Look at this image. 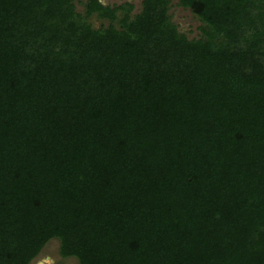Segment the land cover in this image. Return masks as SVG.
<instances>
[{
  "label": "trees",
  "instance_id": "trees-1",
  "mask_svg": "<svg viewBox=\"0 0 264 264\" xmlns=\"http://www.w3.org/2000/svg\"><path fill=\"white\" fill-rule=\"evenodd\" d=\"M178 4L0 0V264H264V0Z\"/></svg>",
  "mask_w": 264,
  "mask_h": 264
},
{
  "label": "rangeland",
  "instance_id": "rangeland-1",
  "mask_svg": "<svg viewBox=\"0 0 264 264\" xmlns=\"http://www.w3.org/2000/svg\"><path fill=\"white\" fill-rule=\"evenodd\" d=\"M86 0H74L76 11L84 12V3ZM104 5L121 4L128 2L132 5L131 15L141 10L142 0H99ZM168 13L171 21L175 24L178 32L186 35L188 39L196 38L199 35L200 21L189 8H184L178 4V0H169ZM88 21L94 28L108 25V20L99 18L93 14ZM29 264H78L74 257H62L59 254V240L50 239L42 248L40 253Z\"/></svg>",
  "mask_w": 264,
  "mask_h": 264
}]
</instances>
